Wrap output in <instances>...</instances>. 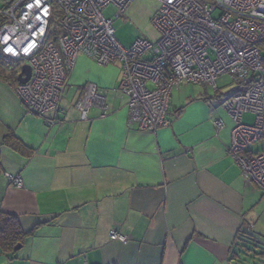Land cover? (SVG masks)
Listing matches in <instances>:
<instances>
[{
  "label": "crops",
  "instance_id": "0c3cea01",
  "mask_svg": "<svg viewBox=\"0 0 264 264\" xmlns=\"http://www.w3.org/2000/svg\"><path fill=\"white\" fill-rule=\"evenodd\" d=\"M159 7L134 0L124 15L154 27ZM120 81V64L81 54L60 108L38 117L19 82L0 78V212L30 232L20 249L0 248V264H238L243 234L258 235L264 192L229 152L234 121L221 99L182 85L170 125L140 131ZM89 86L105 102L93 101L82 120L77 103Z\"/></svg>",
  "mask_w": 264,
  "mask_h": 264
},
{
  "label": "built area",
  "instance_id": "2783aa9c",
  "mask_svg": "<svg viewBox=\"0 0 264 264\" xmlns=\"http://www.w3.org/2000/svg\"><path fill=\"white\" fill-rule=\"evenodd\" d=\"M0 1V51L32 69L31 79L16 88L29 114L43 117L60 108L81 54L101 66L120 64L129 123L140 131L170 125L174 89L201 85L216 93L217 81L228 77L237 88L223 103L234 121L229 152L247 182L264 192V149L251 151L264 142V0H157L152 23L158 40L140 39L128 48L104 10L113 6L121 17L134 0ZM95 100L105 102L89 86L77 103L82 120ZM245 114L255 123L245 124ZM8 178L23 187L19 177ZM111 239L127 242L117 232Z\"/></svg>",
  "mask_w": 264,
  "mask_h": 264
},
{
  "label": "rangeland",
  "instance_id": "374dc122",
  "mask_svg": "<svg viewBox=\"0 0 264 264\" xmlns=\"http://www.w3.org/2000/svg\"><path fill=\"white\" fill-rule=\"evenodd\" d=\"M4 4L0 1V8H3ZM119 14L118 9L110 6L104 10V15L113 20V26L115 28V35L120 43L124 47H131L137 40L140 39H149L151 41L155 40L159 35L155 31L154 27L145 17L139 18L140 20L136 21L132 18H127L126 15L121 17H116ZM58 18V16H57ZM159 38V37H158ZM264 55V51H263ZM219 88V95H216L212 87H203L201 85H192L191 90H195L198 93L206 92L214 98H222L223 102L228 98L229 94H233L237 89L235 84L228 77H223L217 81ZM182 87V86H181ZM178 89V88H177ZM227 97V98H226ZM245 124H254L255 116L253 114H246L243 119ZM253 152L264 149V142L254 145L251 148ZM258 213L263 214V218L258 222L255 233L258 235L257 238L264 245V204L259 205ZM256 226V223L254 224ZM244 253L240 254V262L238 264H262L260 263L261 258L256 257L259 254L263 253V248L260 246H255L251 244H243Z\"/></svg>",
  "mask_w": 264,
  "mask_h": 264
},
{
  "label": "trees",
  "instance_id": "16d2710c",
  "mask_svg": "<svg viewBox=\"0 0 264 264\" xmlns=\"http://www.w3.org/2000/svg\"><path fill=\"white\" fill-rule=\"evenodd\" d=\"M21 62L11 60L5 57L0 51V78L5 79L6 81H11L14 84L18 82L17 76L21 69ZM219 95V92L215 93ZM231 94L228 95V98ZM227 98V97H226ZM227 98V99H228ZM223 102V99L220 98ZM7 140L4 142V145H9ZM18 143V142H17ZM13 147V146H12ZM0 173H1V149H0ZM30 232H26L22 229L21 224L17 216L13 214H7L4 212H0V248L2 250H13L18 244H20ZM243 238L246 240L243 244H253L255 246H261L259 239L252 233L248 232L243 234ZM243 244L240 245L243 246ZM244 247H241L237 257L240 262V254L244 253ZM257 258L260 257V263L264 264V251L262 254L256 256Z\"/></svg>",
  "mask_w": 264,
  "mask_h": 264
},
{
  "label": "water",
  "instance_id": "95a60500",
  "mask_svg": "<svg viewBox=\"0 0 264 264\" xmlns=\"http://www.w3.org/2000/svg\"><path fill=\"white\" fill-rule=\"evenodd\" d=\"M31 75H32V69L28 64H23L21 65V71L20 74L18 75V82L20 84H26L30 79H31ZM21 248V245L18 244L15 247V250H18Z\"/></svg>",
  "mask_w": 264,
  "mask_h": 264
}]
</instances>
